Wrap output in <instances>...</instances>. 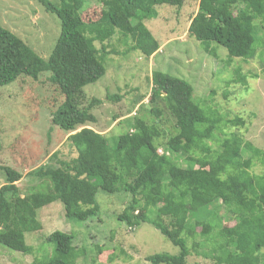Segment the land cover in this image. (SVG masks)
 Listing matches in <instances>:
<instances>
[{"label":"trees","instance_id":"trees-1","mask_svg":"<svg viewBox=\"0 0 264 264\" xmlns=\"http://www.w3.org/2000/svg\"><path fill=\"white\" fill-rule=\"evenodd\" d=\"M35 1L59 22L53 49L43 59L0 26V87L20 76L37 80L48 75L64 97L52 114L51 125L69 134L65 143L76 156L61 158L58 152L49 156L45 165L31 172L47 181L49 189L24 197L16 186L22 175L0 167V246L30 254L25 234L41 229L38 209L60 202L66 219L86 222L99 212L98 191L123 192L131 200L118 221L131 230L150 225L178 248L174 255L147 257L149 264H188L190 249L184 234L191 236L197 227L207 241L216 239L213 253L217 264H264L259 255L264 249V174L251 173L253 161L264 167V152L249 143L242 145L233 133L220 147L207 144L227 126H242L240 118L224 121L216 112L205 111L195 102L188 82L154 71L150 102L161 101L178 130L163 146L164 154L158 153L156 145L159 130L139 118L129 125L128 133L112 140L111 148L104 135L89 128L96 123L91 112L102 102L93 99L86 105L83 90L106 74L107 53L98 51L94 42L103 44L118 31L132 40L135 51L150 58L161 46L144 23L157 18V7L180 9L184 0H99L102 10L91 23L81 18L85 0ZM188 33L209 55H214L210 46L215 43L226 49L229 60H253L258 47L264 53V0H199ZM153 113L160 115L157 110ZM242 146L251 154L246 160ZM177 158L188 166L180 167ZM218 209L235 218L236 224L211 235L220 226V221H214ZM138 212L142 214L138 216ZM190 214L197 218L193 225ZM47 242L54 246L52 258L34 264H76L83 255L66 233L55 231Z\"/></svg>","mask_w":264,"mask_h":264},{"label":"rangeland","instance_id":"rangeland-1","mask_svg":"<svg viewBox=\"0 0 264 264\" xmlns=\"http://www.w3.org/2000/svg\"><path fill=\"white\" fill-rule=\"evenodd\" d=\"M57 4L59 0H49ZM199 0H184L180 9L157 7V18L144 23L161 48L150 58L133 49V42L118 31L103 44L94 42L98 51L105 50L106 74L99 81L84 88L85 104L93 99L102 103L92 114L96 123L89 125L93 131L104 135L108 146L112 140L128 133L135 118L156 126L161 137L156 140L158 153L177 134L175 120L159 100L150 102L154 93L151 74L161 71L188 82L193 97L205 111L216 112L224 121L240 118L242 126H229L216 133L208 142L212 148L220 147L229 134H235L243 143L264 152V53L257 48L253 60H229L225 48L212 43L214 55L204 52L200 43L188 33L190 20L197 13ZM99 0H85L81 18L86 23L98 20L102 10ZM0 26L14 34L39 57L47 59L59 33V22L48 14L35 0H0ZM259 36H262L261 32ZM20 76L13 83L0 87V167H10L22 175L16 183L19 195L24 197L49 189L47 181H40L31 172L46 164L53 153L59 157H75L65 143L69 134L52 127V114L63 103L64 97L53 85L48 75L37 80ZM107 96L118 97L117 101ZM153 110L160 115L155 116ZM229 146V145H227ZM232 147V146H229ZM243 159L250 153L241 147ZM175 162L182 168L188 165L183 158ZM251 173L264 174V167L253 161ZM2 182L0 181V185ZM131 196L123 192L96 193L98 214L86 222L64 217L60 202H54L36 211L41 229L25 234V243L32 248L30 254L11 251L0 246V264H34L53 256L54 246L48 236L60 231L71 236L72 245L82 250L76 264H149L147 257L159 254H177L178 248L167 241L150 225L131 230L118 221V215L129 204ZM211 235L232 229L235 218L216 210ZM142 212H138L140 216ZM189 215V223L196 221ZM168 221L165 220V223ZM201 227L190 236L184 234L190 255L188 264H217L213 247L216 239L207 241L200 235ZM264 262V249L259 253Z\"/></svg>","mask_w":264,"mask_h":264}]
</instances>
